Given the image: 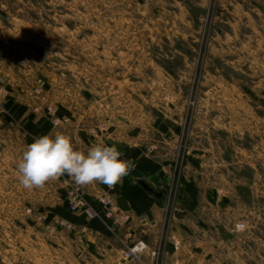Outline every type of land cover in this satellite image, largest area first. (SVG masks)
<instances>
[{
    "label": "rangeland",
    "instance_id": "1",
    "mask_svg": "<svg viewBox=\"0 0 264 264\" xmlns=\"http://www.w3.org/2000/svg\"><path fill=\"white\" fill-rule=\"evenodd\" d=\"M0 81L55 113L95 111L103 139L132 140L159 165L160 201L167 187L178 197L198 152L224 170L215 205L227 202L248 236L264 231V0H0ZM27 145L0 148V264H117L116 243L49 226L15 173ZM116 184L82 192L114 197Z\"/></svg>",
    "mask_w": 264,
    "mask_h": 264
},
{
    "label": "crops",
    "instance_id": "2",
    "mask_svg": "<svg viewBox=\"0 0 264 264\" xmlns=\"http://www.w3.org/2000/svg\"><path fill=\"white\" fill-rule=\"evenodd\" d=\"M9 81L15 82V79L9 76ZM9 86L1 84L0 81L1 106L5 111L0 115L1 150L4 149L1 144L10 142L30 144L35 138L52 133L42 114L32 111L34 104L30 103V97L23 96L21 90L15 86L11 87V84ZM93 113L91 115L89 110H83L76 115L69 110L68 106L57 104L56 116L66 119L57 132L70 134L73 142L84 150L96 143L109 142L112 146H116L121 151L123 159L131 160L134 167L116 184L114 189L115 204L120 210L131 213L133 217L141 216L157 223L162 213L161 202L152 194L145 192L136 184V181L142 180L153 192L157 193L161 190L163 181L167 177L165 178L159 165L143 156L142 152L133 146L132 140H126L122 144L108 141L102 136L96 139L87 136V129H94L102 124L101 120L97 119V113L95 111ZM108 120H106L107 124L110 123ZM126 124L128 125L127 122ZM202 161L198 152H190V155L186 157V170L178 183L180 192L177 197V201L184 210L178 218V228L176 229L181 247L178 253H172L169 249L167 264H247L253 262V259L258 256L257 254L264 256V239L258 236V233L264 236L262 228L259 229L256 226V229L252 230L251 235L254 238L256 236L258 247H252L247 251H245L246 239H254L251 238L252 236H248L247 228L245 227V230L238 236H233L229 232L232 224L241 220L240 216L228 215L229 205L226 206L228 203L224 200L219 199V206H216L211 200L214 196L211 192L215 190L214 181L222 188L228 187L224 179V170L221 168L214 171L213 166ZM62 177L75 181L67 173ZM63 185L59 179H56L46 183L43 188L30 190L33 196L32 203L34 206L46 210L48 220L62 219L76 226L73 233L77 237H84L86 240H99L104 243L105 247H107L108 241L114 243L102 223L96 220H86L83 215L72 214L66 210L62 201ZM83 186L88 192V186L81 185V187ZM200 190L205 191L204 200L198 199L197 192ZM88 194L90 196L92 193ZM88 196L86 197L88 198ZM201 202L205 203L203 207H199ZM105 249L111 251L113 247L109 245ZM114 250L116 251V249ZM257 262V264H262L263 260L260 256H258Z\"/></svg>",
    "mask_w": 264,
    "mask_h": 264
},
{
    "label": "built area",
    "instance_id": "3",
    "mask_svg": "<svg viewBox=\"0 0 264 264\" xmlns=\"http://www.w3.org/2000/svg\"><path fill=\"white\" fill-rule=\"evenodd\" d=\"M39 91L37 87L33 90L34 93ZM32 111L42 114L52 133H56L60 125L66 122L65 118L56 116L54 109L50 106L34 104ZM104 130L105 127L99 125L94 129H87L86 134L93 139L101 138ZM103 144L112 146L109 142ZM58 179L64 184L62 201L66 210L72 214H81L86 220H96L102 223L114 243L119 246L117 264H167L169 249L172 253L179 252L181 243L177 238L176 229L178 218L184 210L177 201L175 193H171V188L169 190L167 187L164 193L161 202V217L155 223L141 216L133 217L131 213L120 210L110 192L95 193L85 198L82 187L75 181L62 176ZM112 186L105 184L109 190ZM41 219L45 220L44 217ZM239 223L245 224L243 220H238L229 229L233 236H238L245 230V228L237 230L236 226ZM49 226L67 231L76 229V226L62 219L51 221Z\"/></svg>",
    "mask_w": 264,
    "mask_h": 264
},
{
    "label": "clouds",
    "instance_id": "4",
    "mask_svg": "<svg viewBox=\"0 0 264 264\" xmlns=\"http://www.w3.org/2000/svg\"><path fill=\"white\" fill-rule=\"evenodd\" d=\"M121 157L114 145L96 143L84 150L66 132L49 133L26 146L16 165L17 177L28 190L43 188L65 173L80 185L101 182L112 186L134 167L131 160ZM236 227L243 230L246 225L239 223Z\"/></svg>",
    "mask_w": 264,
    "mask_h": 264
},
{
    "label": "water",
    "instance_id": "5",
    "mask_svg": "<svg viewBox=\"0 0 264 264\" xmlns=\"http://www.w3.org/2000/svg\"><path fill=\"white\" fill-rule=\"evenodd\" d=\"M136 183L147 193L152 194L155 198L160 197V193L152 192V190L141 180H137Z\"/></svg>",
    "mask_w": 264,
    "mask_h": 264
},
{
    "label": "trees",
    "instance_id": "6",
    "mask_svg": "<svg viewBox=\"0 0 264 264\" xmlns=\"http://www.w3.org/2000/svg\"><path fill=\"white\" fill-rule=\"evenodd\" d=\"M160 201V200H159ZM160 202H162V201H160Z\"/></svg>",
    "mask_w": 264,
    "mask_h": 264
}]
</instances>
